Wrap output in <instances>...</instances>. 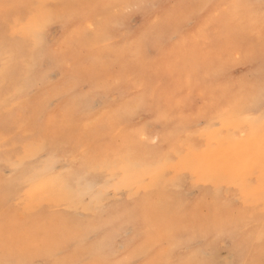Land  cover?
<instances>
[{"label": "snow or ice", "instance_id": "snow-or-ice-1", "mask_svg": "<svg viewBox=\"0 0 264 264\" xmlns=\"http://www.w3.org/2000/svg\"><path fill=\"white\" fill-rule=\"evenodd\" d=\"M256 6L224 0L202 22L211 0H66L33 4L27 26L0 20V218L11 228L13 205H28L65 238L0 264H141L155 243L118 242L160 215L209 241L190 264H218L227 239L226 264H264V0ZM53 24L66 34L48 43ZM257 63L258 74L231 77ZM197 138L232 150L233 167L206 169ZM189 177L209 186L205 215L185 212ZM174 247L150 264H171Z\"/></svg>", "mask_w": 264, "mask_h": 264}, {"label": "rangeland", "instance_id": "rangeland-1", "mask_svg": "<svg viewBox=\"0 0 264 264\" xmlns=\"http://www.w3.org/2000/svg\"><path fill=\"white\" fill-rule=\"evenodd\" d=\"M48 3L49 0H0V20L12 21L18 27L27 26L30 23H35L34 13L37 11L31 6L35 3ZM240 66V67H239ZM233 71L239 72L245 69L247 65H239ZM35 96H30L21 101V104L27 106L34 100ZM200 149L204 155V165L206 169L214 170L218 173H225L230 170L235 163V154L225 145L210 147L207 140H199ZM209 186L205 184H189L188 190L190 200L189 215L198 214L205 215L208 212L207 201ZM40 197L38 196L37 199ZM28 205H13V209L17 212L18 226L21 232L35 245H51L57 244L54 237L57 233L62 232V229L57 221L49 213L42 214L32 213L27 211ZM63 211V209H61ZM6 224V221L3 219ZM41 221V222H40ZM181 219L172 216H158L153 223L152 230L145 233H137L135 237L129 236L122 239L118 244L123 248L133 242L135 247L144 244L155 243L165 231L174 226H179ZM7 225V224H6ZM119 228V225H116ZM73 245L69 244L67 251L71 252Z\"/></svg>", "mask_w": 264, "mask_h": 264}, {"label": "clouds", "instance_id": "clouds-1", "mask_svg": "<svg viewBox=\"0 0 264 264\" xmlns=\"http://www.w3.org/2000/svg\"><path fill=\"white\" fill-rule=\"evenodd\" d=\"M66 0H49L47 3L53 10H56L60 5L65 3ZM166 3L167 0H164ZM213 7L204 14L201 18V21L207 19L208 16L212 15L219 7H222L224 0H211ZM251 3L256 4L254 11L259 13L260 9L258 6V0H250ZM136 24L137 31L139 30L141 24ZM65 31L61 29L58 25L53 24L49 28V33L47 35L48 43H55L63 38ZM260 65L252 64L247 65L245 69L240 70L239 72L233 71L231 73L232 78H240L242 76H252L260 72ZM6 87L5 82L0 79V91ZM191 183V178H186L184 181V194L187 201L185 206V212L189 214L191 206L189 195L186 190L189 188ZM209 198V196L207 197ZM209 241L201 239L197 234L192 231H185L179 226L174 230L173 228L168 229L164 234L155 242L157 245L151 252L150 256L143 258L141 264H150L151 259L158 254L161 248L168 249L170 246L175 245L173 248V254L171 257V264H190L193 259L194 253L198 250L205 248L208 245ZM233 241L227 239L220 244L216 245V258L218 264H226V258L229 256V249L232 246ZM33 244L30 240L21 232L18 224L9 228L5 224L2 218H0V259H3L9 255H15L20 257L32 249Z\"/></svg>", "mask_w": 264, "mask_h": 264}, {"label": "bare ground", "instance_id": "bare-ground-1", "mask_svg": "<svg viewBox=\"0 0 264 264\" xmlns=\"http://www.w3.org/2000/svg\"><path fill=\"white\" fill-rule=\"evenodd\" d=\"M240 67V66H239ZM73 210L72 209H69V208H64L63 209V212H72ZM41 222V221H40ZM54 239H55V241L57 242V244L58 243H62V242H64V236H63V234H62V232H60V233H57L56 235H55V237H54Z\"/></svg>", "mask_w": 264, "mask_h": 264}]
</instances>
